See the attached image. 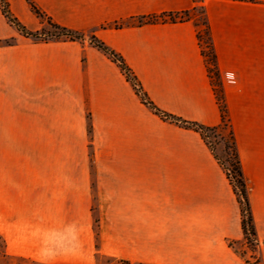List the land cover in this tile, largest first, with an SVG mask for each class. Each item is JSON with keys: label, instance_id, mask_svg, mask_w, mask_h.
Masks as SVG:
<instances>
[{"label": "crops", "instance_id": "crops-1", "mask_svg": "<svg viewBox=\"0 0 264 264\" xmlns=\"http://www.w3.org/2000/svg\"><path fill=\"white\" fill-rule=\"evenodd\" d=\"M6 1L34 33L52 22L102 40L159 108L214 127L195 18L113 27L202 9L264 241V0H32L42 16ZM0 237L36 264H248L229 244L244 240L241 205L202 135L156 115L89 42L27 39L1 2Z\"/></svg>", "mask_w": 264, "mask_h": 264}, {"label": "trees", "instance_id": "trees-1", "mask_svg": "<svg viewBox=\"0 0 264 264\" xmlns=\"http://www.w3.org/2000/svg\"><path fill=\"white\" fill-rule=\"evenodd\" d=\"M30 4L32 10L42 16V13L38 10V8L34 5L32 0H27ZM2 3V7L4 10V13L8 16L10 21L16 26L18 31L25 36L26 38L31 39H41L43 35L42 33H34L30 30H28L24 25H22L16 18L12 17L10 15V12L8 10V3L6 0H0ZM188 13H184L181 16L178 15H160V16H151L147 18H136L133 19L127 23H118L113 25L114 28H122L124 26H142L145 24L150 23H157V22H177V21H184L189 20ZM52 26H54L56 29L59 30V34L57 36H51L50 39H68L72 41H86L89 42L91 45L97 47L99 50L104 52L114 63L118 65V67L121 69L122 73L128 80V82L132 85L137 95L140 97L141 101L150 108L156 115L160 116L164 120H168L171 122H174L176 124L182 125L187 128H191L197 132H199L204 140L207 142V144L210 146L214 156L219 161V163L224 167L226 170L227 176L234 188V191L236 193V196L238 198V201L241 205L242 210V229L244 232V240L246 243L258 245L259 247L261 244H264V241L261 242L258 238L257 234V228L255 224V218L252 211V205L250 200V186L245 178L241 160L239 156V152L237 149L236 144V138L234 135V132L231 127L230 118L228 114V107L225 100L224 92H221L220 94L215 90L218 104L221 111L222 116V122L218 126L210 127L205 126L196 122L188 121L185 119H182L180 117L174 116L166 111H163L161 108H159L154 101L149 97L148 93L145 91L142 83L138 79V77L135 75L134 71L130 68V66L127 64L123 56L115 51L114 49L110 48L106 43H104L102 40L98 39L95 36L92 37H86L83 34L72 31L63 27H60L59 25H56L52 22H49ZM205 31L201 32L199 31L198 36L200 39V43L202 45V52L206 58V62L208 64V67L210 69V72L214 75H218L217 70V64H216V54L214 51V48L211 44V36L210 31L207 25V22L204 23ZM48 40V39H44ZM8 44H12L11 41H7ZM205 46V47H203ZM90 133H92V126L89 128ZM225 131L227 133V148L230 152V156L232 159V167L233 170H228L223 162V160L219 157V155L216 153V149L213 145L212 138H215L220 135V132ZM230 246L235 247L237 242L230 241ZM240 254L245 258L244 254L240 252ZM246 262L248 264H262V258L261 256H255L254 260L255 262H252L250 259L245 258ZM125 264H130L129 262H125Z\"/></svg>", "mask_w": 264, "mask_h": 264}, {"label": "rangeland", "instance_id": "rangeland-1", "mask_svg": "<svg viewBox=\"0 0 264 264\" xmlns=\"http://www.w3.org/2000/svg\"><path fill=\"white\" fill-rule=\"evenodd\" d=\"M189 18H195L196 22L199 25V29L201 32H204L205 27L204 23L206 22L204 11L202 9H198L194 12L188 13ZM45 35L41 39H30L32 41H41L44 39L48 40H57V39H50L51 36H57L59 34V30L56 29L54 26L48 24V28L44 32ZM205 47V46H203ZM212 81L215 87V90L220 94L224 91L223 88V82L221 80V77L218 73V75H214L212 73ZM91 134V133H90ZM213 145L216 149V153L219 155V157L223 160L226 168L228 170H233L232 167V159L230 156V152L227 148V133L225 131L220 132V135L212 138ZM239 253H243L245 258L250 259L252 262H255L254 258L255 256H260V247L254 244L246 243L245 240L242 242H237V244L234 247ZM0 264H36L35 262L25 260L22 258L12 257L8 255L5 251V245L3 239L0 237ZM98 264H125L124 261H120L108 256H98Z\"/></svg>", "mask_w": 264, "mask_h": 264}, {"label": "built area", "instance_id": "built-area-1", "mask_svg": "<svg viewBox=\"0 0 264 264\" xmlns=\"http://www.w3.org/2000/svg\"><path fill=\"white\" fill-rule=\"evenodd\" d=\"M223 80L228 86H235L237 83L236 74L232 71H227L223 75Z\"/></svg>", "mask_w": 264, "mask_h": 264}]
</instances>
